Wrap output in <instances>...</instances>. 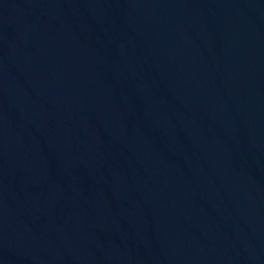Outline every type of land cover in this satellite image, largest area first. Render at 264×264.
I'll return each mask as SVG.
<instances>
[{
    "label": "water",
    "instance_id": "obj_1",
    "mask_svg": "<svg viewBox=\"0 0 264 264\" xmlns=\"http://www.w3.org/2000/svg\"><path fill=\"white\" fill-rule=\"evenodd\" d=\"M0 264H264V0H0Z\"/></svg>",
    "mask_w": 264,
    "mask_h": 264
}]
</instances>
